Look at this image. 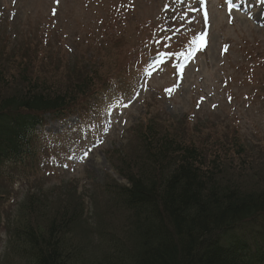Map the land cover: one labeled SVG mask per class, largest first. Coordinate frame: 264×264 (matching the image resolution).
Returning a JSON list of instances; mask_svg holds the SVG:
<instances>
[{"label":"rangeland","instance_id":"1","mask_svg":"<svg viewBox=\"0 0 264 264\" xmlns=\"http://www.w3.org/2000/svg\"><path fill=\"white\" fill-rule=\"evenodd\" d=\"M190 2L0 0L4 60L26 52L30 73L62 86L79 67L100 79L80 113L45 117L35 168L0 182V264H21L16 227L43 229L64 210L81 215L64 237L85 264L131 243V216L107 191L126 184L117 169H136L149 122L215 162L221 182L264 190V0H194L196 11ZM197 35L206 43L194 52Z\"/></svg>","mask_w":264,"mask_h":264},{"label":"trees","instance_id":"2","mask_svg":"<svg viewBox=\"0 0 264 264\" xmlns=\"http://www.w3.org/2000/svg\"><path fill=\"white\" fill-rule=\"evenodd\" d=\"M28 55L21 62L0 55V182L35 168L45 117L80 113L77 106L100 82L82 67L63 86L40 78L30 73L34 58ZM138 132L136 169H117L126 184L107 191L131 216V243L117 240L99 264H264V190L221 182L215 162L209 166L199 150L160 132L154 122ZM68 213L43 229L30 222L16 227L13 256L21 264H85L74 248L66 250L64 236L81 216Z\"/></svg>","mask_w":264,"mask_h":264},{"label":"snow or ice","instance_id":"3","mask_svg":"<svg viewBox=\"0 0 264 264\" xmlns=\"http://www.w3.org/2000/svg\"><path fill=\"white\" fill-rule=\"evenodd\" d=\"M57 2H58V0H57ZM181 2L183 3L184 0H181ZM191 2H194V0H191ZM191 2L188 4V10H189V11H196L197 9H194V8L191 7ZM204 2H205V0H200V4H199V6H200V7H203V6H204ZM227 3H228L230 6H232V2H231V0H227ZM167 10H168V9H167V5H166V6H165V11H167ZM53 14H55V10H54ZM186 16H187V13H184V14L181 16V18L183 19V18H185ZM206 16H207V12L205 11V17H206ZM188 22L191 23V20H189ZM162 30H164V29H162ZM166 39H171V37H166ZM156 42L159 43V41H156ZM191 43H192L193 45L196 46V47L194 48V52H195L196 50H203V47H204L206 41H205L203 35H197V36H195V37H193V38L191 39ZM166 46H167V45H166ZM164 55H165V54H163V53L160 54L161 62H163V57H164ZM182 70H183V69L181 68L180 71H182ZM166 91L168 92L169 95H172V93L175 91V87H173L172 89H168V90H166ZM122 106L127 107L126 104H125V105H122ZM86 155H87V153H85V156H86Z\"/></svg>","mask_w":264,"mask_h":264}]
</instances>
